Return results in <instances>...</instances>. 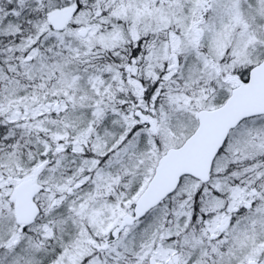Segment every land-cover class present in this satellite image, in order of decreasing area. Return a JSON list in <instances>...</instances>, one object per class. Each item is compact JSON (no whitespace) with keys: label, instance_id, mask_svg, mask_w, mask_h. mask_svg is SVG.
<instances>
[{"label":"snow or ice","instance_id":"1","mask_svg":"<svg viewBox=\"0 0 264 264\" xmlns=\"http://www.w3.org/2000/svg\"><path fill=\"white\" fill-rule=\"evenodd\" d=\"M0 264H264V0H0Z\"/></svg>","mask_w":264,"mask_h":264}]
</instances>
